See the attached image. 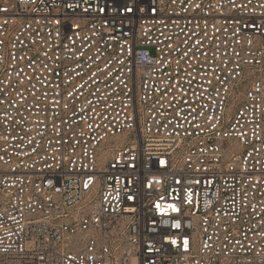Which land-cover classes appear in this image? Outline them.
<instances>
[{
  "label": "built area",
  "instance_id": "2783aa9c",
  "mask_svg": "<svg viewBox=\"0 0 264 264\" xmlns=\"http://www.w3.org/2000/svg\"><path fill=\"white\" fill-rule=\"evenodd\" d=\"M0 264H264V0H0Z\"/></svg>",
  "mask_w": 264,
  "mask_h": 264
},
{
  "label": "snow or ice",
  "instance_id": "6c2138e0",
  "mask_svg": "<svg viewBox=\"0 0 264 264\" xmlns=\"http://www.w3.org/2000/svg\"><path fill=\"white\" fill-rule=\"evenodd\" d=\"M159 204H157V208H159ZM169 208H171L173 211H177V208L174 205H168Z\"/></svg>",
  "mask_w": 264,
  "mask_h": 264
}]
</instances>
